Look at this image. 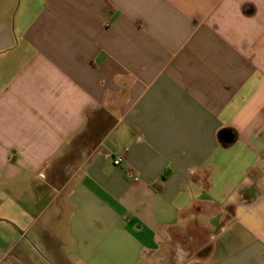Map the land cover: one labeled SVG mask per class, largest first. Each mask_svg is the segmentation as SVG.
Instances as JSON below:
<instances>
[{
  "label": "crops",
  "instance_id": "0c3cea01",
  "mask_svg": "<svg viewBox=\"0 0 264 264\" xmlns=\"http://www.w3.org/2000/svg\"><path fill=\"white\" fill-rule=\"evenodd\" d=\"M0 264H264V0H0Z\"/></svg>",
  "mask_w": 264,
  "mask_h": 264
},
{
  "label": "water",
  "instance_id": "95a60500",
  "mask_svg": "<svg viewBox=\"0 0 264 264\" xmlns=\"http://www.w3.org/2000/svg\"><path fill=\"white\" fill-rule=\"evenodd\" d=\"M220 136H221V139L224 143H230L232 141V138H233L230 131H227V130L221 132Z\"/></svg>",
  "mask_w": 264,
  "mask_h": 264
},
{
  "label": "built area",
  "instance_id": "2783aa9c",
  "mask_svg": "<svg viewBox=\"0 0 264 264\" xmlns=\"http://www.w3.org/2000/svg\"><path fill=\"white\" fill-rule=\"evenodd\" d=\"M119 162H120V159L115 160V161H114L115 166H116V165H119Z\"/></svg>",
  "mask_w": 264,
  "mask_h": 264
}]
</instances>
